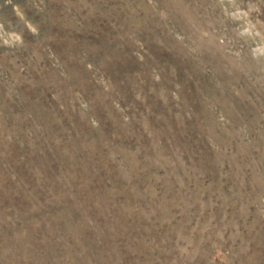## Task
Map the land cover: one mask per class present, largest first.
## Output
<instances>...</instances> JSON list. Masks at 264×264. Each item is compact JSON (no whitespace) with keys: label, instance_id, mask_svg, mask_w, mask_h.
Listing matches in <instances>:
<instances>
[{"label":"rangeland","instance_id":"rangeland-1","mask_svg":"<svg viewBox=\"0 0 264 264\" xmlns=\"http://www.w3.org/2000/svg\"><path fill=\"white\" fill-rule=\"evenodd\" d=\"M0 264H264V0H0Z\"/></svg>","mask_w":264,"mask_h":264}]
</instances>
